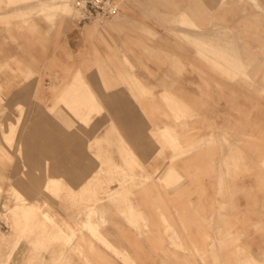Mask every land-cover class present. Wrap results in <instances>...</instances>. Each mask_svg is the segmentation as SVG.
I'll use <instances>...</instances> for the list:
<instances>
[{
    "label": "crops",
    "instance_id": "crops-1",
    "mask_svg": "<svg viewBox=\"0 0 264 264\" xmlns=\"http://www.w3.org/2000/svg\"><path fill=\"white\" fill-rule=\"evenodd\" d=\"M134 22L123 20V25H138L140 31L127 37L144 41L146 36L141 31L151 24L143 19ZM68 31L70 41L79 45L86 40L74 27ZM169 41L179 44L175 35ZM172 43V49L179 48ZM186 49L188 56L171 52L170 57L164 56L167 64H158L155 57L154 63L140 64L133 71L153 89V96L114 99V105L128 111L118 119L120 131L109 136L108 125L104 126L96 133L101 144L95 146L92 128L90 152L78 131L74 132V145L65 146L52 140L51 131L45 128L41 131L42 145L28 149V159L43 158L42 166L30 164L28 169L54 171V177L59 175L76 194L89 177L94 179V172L106 171L96 183L106 181L109 193L124 195L116 204L107 198L97 204L101 217L105 216L99 229L101 240L88 230L79 231L83 216L76 214L75 252H48L44 264H264V97L258 93L262 87L258 82L244 85L216 76L195 47L186 45ZM37 50L35 53L32 47L31 54L18 56L37 55L46 64L50 48L39 46ZM141 51L140 45V59L147 62ZM254 52L257 50L252 48ZM152 74L155 77H148ZM31 94V87L16 86L8 100L14 106L26 104ZM168 97L171 109L167 107ZM179 109L186 114L178 120L173 111ZM18 118L15 110L4 118L0 115V137L2 123H15ZM25 118L50 121L45 114ZM165 128L180 141L175 150H163L159 143ZM35 130L32 128L29 135L32 138ZM126 153L136 163L134 178L130 180L128 174L129 178H120V182L116 169L128 168L122 156ZM17 165L7 163L4 168L0 162V170L6 169L15 180ZM49 201L56 203L52 197ZM121 204H128V208ZM57 211L66 219L64 211ZM21 250L22 243L14 253L16 264H22Z\"/></svg>",
    "mask_w": 264,
    "mask_h": 264
},
{
    "label": "rangeland",
    "instance_id": "rangeland-1",
    "mask_svg": "<svg viewBox=\"0 0 264 264\" xmlns=\"http://www.w3.org/2000/svg\"><path fill=\"white\" fill-rule=\"evenodd\" d=\"M115 1L119 5L118 14L85 21L80 20L75 0H71V12L63 11L58 0H0V115L4 118L13 110L19 114L15 123L1 125L0 162L4 168L7 163H18L19 169H16L18 179L15 180L6 169L0 170V264H16L14 253L20 243L22 264H44V254L48 252L60 250L63 255L68 250L73 254L76 214L84 218V221L80 220L81 225L78 224L80 232L81 229L94 232L91 234L101 240L97 229L89 230L91 227L87 226L85 211L91 205L97 206L104 198L111 201L124 198L122 193L115 191L118 195L113 194L117 198L112 199L108 182L96 183L106 171L96 172V177L90 178L79 194L63 179L62 188H45V180L54 177V171L28 169L30 164L42 166L43 158L28 159L27 151L42 145L43 128L51 131L52 140L65 146L74 145V132L78 131L88 152L93 145L92 128L95 146L99 144L96 133L104 126L108 125L107 135L117 134L121 125L118 119L128 111L114 105L113 100L153 96V89L133 72L140 64L154 63L156 57L158 64L165 65L168 62L164 56L170 57L171 52L176 55L178 53L175 52L179 51L180 57L190 55L186 49V45H190L196 48L200 59L206 61L210 72L244 85L258 82L262 87L258 91L259 96L264 97V0ZM124 19H135L134 23L143 19L151 24L141 31L146 36L144 41H139L138 37L129 40L127 35H138L140 31L138 25H123ZM209 23L210 26L207 25ZM72 27L86 39H80L82 43L79 45V42L70 41L68 29ZM171 35L178 36L179 44L169 41ZM171 43L179 48L172 49ZM140 45L141 56L147 57V62L140 59ZM39 46L50 48L46 64L37 55L29 58L18 56L31 54L29 50L32 47L38 53ZM252 48L257 52L252 54ZM149 76L155 77V74ZM16 86L32 88L26 104L14 106L8 100L10 91ZM166 101L171 109V98ZM28 114H45L50 121H26ZM173 114L179 120L186 112L179 109ZM32 128H36L33 138L29 136ZM162 135L159 143L163 150L167 147L175 150L180 144L169 128H165ZM122 156L128 168L116 169L118 181L129 178L128 174L132 180L136 163L128 153ZM93 180L95 186H92ZM13 187L23 194L26 202L23 196L14 193ZM50 197L56 203H50ZM29 204L39 208L26 210ZM77 204L79 208L76 210ZM57 209L66 213V219ZM44 212L51 219L45 217ZM70 232H73V239L66 240L64 236Z\"/></svg>",
    "mask_w": 264,
    "mask_h": 264
},
{
    "label": "bare ground",
    "instance_id": "bare-ground-1",
    "mask_svg": "<svg viewBox=\"0 0 264 264\" xmlns=\"http://www.w3.org/2000/svg\"><path fill=\"white\" fill-rule=\"evenodd\" d=\"M73 1V0H72ZM58 3L60 4L59 6H61V8L63 9V11H67V12H71L72 11V3H71V0H58ZM40 11V10H39ZM71 14V13H70ZM3 15V14H2ZM88 30V29H87ZM201 33V32H200ZM79 35V34H78ZM82 36V35H81ZM224 43V42H223ZM238 43V42H237ZM225 46V45H224ZM233 59V58H232ZM242 61V60H241ZM99 73V72H98ZM89 86V85H88ZM90 91V90H89ZM121 94V96H123V94L122 93H120ZM89 96V95H88ZM117 98H118V96H117ZM121 99H123V98H121ZM120 99V100H121ZM64 100V99H63ZM81 101V100H80ZM124 101H125V99H124ZM123 101V102H124ZM97 102V101H96ZM74 105V104H73ZM83 107V106H82ZM23 109V108H22ZM124 131V130H123ZM203 143V142H202ZM99 145V144H98ZM187 149V148H186ZM100 164H101V162H100ZM24 166V165H23ZM47 169V168H46ZM108 169V168H107ZM172 172V171H171ZM167 173V172H166ZM94 174L96 175V172H94ZM58 175V174H57ZM94 175V176H95ZM96 177V176H95ZM47 179H49V181H46L45 180V185H44V187L45 188H50V187H54V188H56V189H59V188H62L63 186H61V185H63V182H64V180H63V182L61 183V181H62V178H59V175H58V178H56V177H52V176H50V178H47ZM119 179V178H118ZM117 179V180H118ZM165 179V178H164ZM88 180H90V177L88 178ZM47 182V183H46ZM121 182V181H120ZM99 183H101V181L99 182ZM68 185V184H67ZM83 185H84V183H83ZM102 186V185H101ZM127 188V187H126ZM13 189V191H14V193L15 194H18V195H20V196H23V194H21V192L16 188V187H13L12 188ZM51 189V188H50ZM125 191V190H124ZM113 193H116V192H111L110 194H112L111 195V197H112V199H116L117 197H116V194H113ZM121 193V192H120ZM95 194V193H94ZM93 194V195H94ZM118 195V194H117ZM16 198H18V196L16 197ZM118 198H120V197H118ZM117 198V199H118ZM126 198V197H125ZM19 199V201H20V199L21 198H18ZM18 199H17V201H18ZM25 199H27V198H25ZM117 199L116 200H113L114 202H113V204L115 203H117L116 201H117ZM121 199V198H120ZM122 200V199H121ZM23 201L24 202H26L25 200H24V196H23ZM28 201V200H27ZM97 201H99V200H97ZM105 201H107V200H105ZM124 201H126V200H124ZM21 202V201H20ZM127 202V201H126ZM129 202V201H128ZM23 203V202H22ZM30 203H32L31 201H30ZM82 204V203H81ZM111 204H112V202H111ZM128 204H130V203H128ZM128 204L127 205H124V204H121V206L122 205H124L123 207H125V206H127V207H125V208H128ZM16 205V204H15ZM20 206V205H19ZM22 206V205H21ZM120 205H118V207H121ZM15 207H17V206H15ZM30 207H38L37 205H35V204H32V205H28V207H26V210H28ZM103 207H105V206H103ZM39 208V207H38ZM125 208H123L124 210H125ZM16 209V208H15ZM87 209V208H86ZM108 209V208H107ZM115 209L117 210V208L115 207ZM120 209V208H119ZM123 209H120V211L121 210H123ZM25 210V211H26ZM101 210V209H100ZM103 210V209H102ZM104 212H105V210H103ZM132 211V210H131ZM86 213V215H87V217H86V215H85V219H86V223L88 224L87 226H90L91 228L89 229V230H91L92 231V229L94 230V229H97V231L99 232L98 233V235H100V231H99V229H100V226H101V223H103L105 220H104V218H105V216H104V218L103 217H101V215H102V211L100 212L99 211V209H98V207L97 206H95V205H91V206H89V208L87 209V211H85ZM106 212H107V210H106ZM119 211H117V213H118ZM124 212V211H123ZM75 213V212H74ZM121 213V212H120ZM44 214H45V217H47V218H50L51 216L47 213V212H44ZM103 216V215H102ZM100 217V218H99ZM46 218V219H47ZM99 218V219H98ZM51 219V218H50ZM79 219V218H78ZM98 219V220H97ZM49 220V219H48ZM83 221H84V218H83ZM83 224V223H82ZM79 225H81L80 224V219H79ZM83 226V225H82ZM82 226H81V228H82ZM84 226H85V224H84ZM89 228V227H88ZM83 230H85V229H83ZM72 231H73V229H72ZM75 232H76V230H74ZM80 231V230H79ZM63 233H64V231H63ZM73 232H70V233H67L66 234V236H64L65 237V239L66 240H71V239H73V234H72ZM90 233H94V232H90ZM173 234V233H172ZM16 235V234H15ZM59 235V234H58ZM96 235V234H95ZM101 236V235H100ZM95 237V236H94ZM21 238V237H20ZM99 238V237H98ZM62 239H64V238H62ZM62 239H60V240H62ZM64 239V240H65ZM104 239V238H103ZM30 240V239H29ZM59 240V239H58ZM99 240V239H98ZM43 241V240H42ZM63 241V240H62ZM108 241V240H107ZM103 242V241H102ZM65 243V245H66V242H64ZM106 243V242H105ZM217 243V242H216ZM15 245V244H14ZM69 245V244H68ZM30 246V245H29ZM64 246V245H63ZM107 246V245H106ZM3 247V246H2ZM67 247V246H66ZM65 247V248H66ZM109 247V246H108ZM178 250V249H177ZM243 250H245V249H243ZM31 251H32V249H31ZM43 252V251H42ZM129 254V253H128ZM40 255V254H39ZM60 255H61V253H60ZM257 255V254H256ZM42 257V256H41ZM259 258V257H258ZM256 260V259H255ZM253 261V260H252Z\"/></svg>",
    "mask_w": 264,
    "mask_h": 264
},
{
    "label": "built area",
    "instance_id": "built-area-1",
    "mask_svg": "<svg viewBox=\"0 0 264 264\" xmlns=\"http://www.w3.org/2000/svg\"><path fill=\"white\" fill-rule=\"evenodd\" d=\"M75 7L81 15L80 20L85 21L95 17L110 18L119 13L115 0H75Z\"/></svg>",
    "mask_w": 264,
    "mask_h": 264
}]
</instances>
